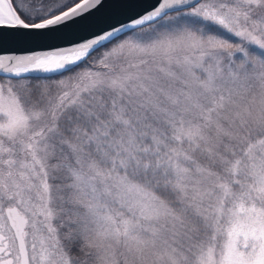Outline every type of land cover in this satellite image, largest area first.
<instances>
[{"label":"snow or ice","instance_id":"6c2138e0","mask_svg":"<svg viewBox=\"0 0 264 264\" xmlns=\"http://www.w3.org/2000/svg\"><path fill=\"white\" fill-rule=\"evenodd\" d=\"M0 264H264V0H0Z\"/></svg>","mask_w":264,"mask_h":264}]
</instances>
